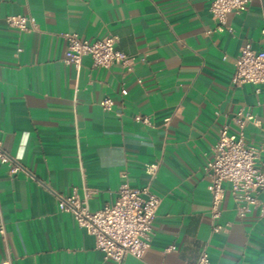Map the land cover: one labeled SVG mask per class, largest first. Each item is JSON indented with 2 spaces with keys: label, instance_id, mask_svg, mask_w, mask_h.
<instances>
[{
  "label": "crops",
  "instance_id": "0c3cea01",
  "mask_svg": "<svg viewBox=\"0 0 264 264\" xmlns=\"http://www.w3.org/2000/svg\"><path fill=\"white\" fill-rule=\"evenodd\" d=\"M210 2L0 0V143L20 165L10 173L0 163V264H111L55 194L75 189L94 211L123 182L148 185L160 202L149 246L121 264H187L203 248L209 264H264V212L240 217L224 183L214 217L204 168L220 127L235 131L241 108L253 115L244 140L264 170V83L230 82L240 47L264 46V0L227 13L231 32L211 31ZM9 14H30L35 29L9 26ZM68 32L117 35L131 69L94 65L88 54L78 67L63 62Z\"/></svg>",
  "mask_w": 264,
  "mask_h": 264
},
{
  "label": "built area",
  "instance_id": "2783aa9c",
  "mask_svg": "<svg viewBox=\"0 0 264 264\" xmlns=\"http://www.w3.org/2000/svg\"><path fill=\"white\" fill-rule=\"evenodd\" d=\"M250 0H211L209 10L215 26L211 30L232 31L226 23L227 13L239 12L246 9ZM6 23L19 31L35 29L33 17L30 14H9L5 17ZM264 41V28L261 30ZM67 48L62 58L65 63H72L78 67L81 57L91 56L94 65L108 66L111 63H121L127 70L131 69V58L115 47L117 35L108 33L101 38L87 39L75 32L64 33ZM18 50H20L18 48ZM140 81V79H138ZM233 85L243 83H264V46L259 49L252 47L249 41L245 42L234 57L233 68L230 74ZM127 89L120 90L125 95ZM113 99L105 96L101 105L105 110H111ZM250 112L238 109L232 120L236 124L235 131H230L226 124L219 129V135L212 146V156L205 163V172L208 175L207 189L211 195V212L218 216V205L221 201L225 186L236 204L237 214L242 217L252 208L264 212V199L259 194L264 190V170L258 162L257 149L244 140V125L252 119ZM134 119L143 123H150L148 116L136 114ZM165 122L168 120L166 117ZM0 163L8 165V171L14 173L20 169L19 163L12 158L1 146ZM156 164L150 163L145 171L152 177ZM59 210L71 213L76 223L93 234L95 248L103 252L105 259L111 264H121L125 255L141 257L150 244L153 235L152 221L160 202V197L149 189L148 185L141 187L131 186L123 182L118 186L116 197L112 202L90 211L86 195L80 197L74 189L68 195L55 194ZM219 226L214 227V230ZM3 225L0 231L3 232ZM175 246L168 245L164 250H172ZM1 264H11L4 260ZM187 264H209L208 253L203 248L196 260Z\"/></svg>",
  "mask_w": 264,
  "mask_h": 264
}]
</instances>
